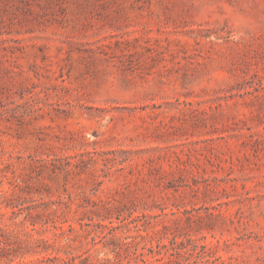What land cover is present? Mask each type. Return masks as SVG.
I'll return each mask as SVG.
<instances>
[{
  "label": "rangeland",
  "instance_id": "1",
  "mask_svg": "<svg viewBox=\"0 0 264 264\" xmlns=\"http://www.w3.org/2000/svg\"><path fill=\"white\" fill-rule=\"evenodd\" d=\"M0 264H264V0H0Z\"/></svg>",
  "mask_w": 264,
  "mask_h": 264
}]
</instances>
